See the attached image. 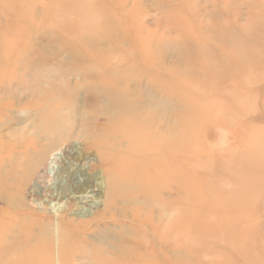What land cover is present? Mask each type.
<instances>
[{
	"label": "rangeland",
	"instance_id": "1",
	"mask_svg": "<svg viewBox=\"0 0 264 264\" xmlns=\"http://www.w3.org/2000/svg\"><path fill=\"white\" fill-rule=\"evenodd\" d=\"M263 1L0 0V209L12 229L0 246L17 249L9 264H264V206L236 228L212 214L178 222L183 179L209 184L222 156L237 161L264 142ZM76 22L86 38L73 48L65 29ZM205 46L208 80L219 79L221 51L229 70L236 61L255 82L206 92L210 106L194 116L179 78ZM237 49L256 56L233 60ZM214 94L234 102L222 113L229 126L211 120Z\"/></svg>",
	"mask_w": 264,
	"mask_h": 264
},
{
	"label": "bare ground",
	"instance_id": "2",
	"mask_svg": "<svg viewBox=\"0 0 264 264\" xmlns=\"http://www.w3.org/2000/svg\"><path fill=\"white\" fill-rule=\"evenodd\" d=\"M264 3V1H263ZM72 28L65 29L67 30V33L70 37V41H68V45L74 47H77V43H83L85 41L86 34L80 27L77 25V22L72 25ZM77 44V45H76ZM198 47H201V44L198 45ZM143 48L145 50L142 51V53L146 54L148 53V49L145 45H143ZM82 49V53L84 52L83 46L80 48ZM204 51V55L200 54V57L197 59L191 58V62L195 65L193 73H186L185 77L179 78V86L183 87L186 92V95H181V101L185 103V106L187 107V110L192 112L194 116H199L202 113V110L204 107H209L211 100L209 99L206 92L216 91L221 85L227 84L230 79H232V82H236V85H241L248 82H255L252 80H246L245 76L247 75V72L249 70V67H244L237 64L236 61H233L234 67L228 69L227 63L221 60L222 53L221 51H218V62L221 66V74L219 76V79L216 81H210L206 77L210 73H214V63H213V56L212 54L209 56L207 53L206 46L202 48ZM230 49V48H229ZM257 49V48H256ZM202 51V50H200ZM262 51L264 52V48H262ZM255 52H257L255 50ZM255 52H251L249 50L244 49H237L235 52L231 53V57L233 60H236L237 58H254L256 56ZM87 53L86 60L87 61H93L96 59L97 55L93 53ZM205 56V57H203ZM209 56V57H208ZM253 56V57H252ZM207 57V58H206ZM231 60V59H230ZM146 65H148V61H143ZM252 64V63H251ZM241 69V71H240ZM168 75H171L168 73ZM188 93H191L189 96ZM216 93V92H215ZM196 96V97H194ZM217 96L214 94V108L210 111L211 114V120H213L215 123L224 124L225 126H229L233 122V118L230 117L228 119L227 116H224L222 113L224 111L230 110V108L233 107L234 102L229 103H221L217 100ZM192 115V114H190ZM193 116V117H194ZM191 117V123L193 124H199L201 121H198ZM190 123V122H189ZM187 124V123H186ZM215 130L217 131V128L215 127ZM218 132H221L220 134H226V130L228 129H221L218 128ZM225 130V131H224ZM230 130V129H229ZM236 130V129H235ZM234 130L236 134H231L233 137L231 138L232 141L237 142L239 139V135ZM230 133V132H229ZM228 133V134H229ZM232 133V132H231ZM230 140V139H229ZM146 141V140H145ZM223 142L221 144L226 145L228 150L234 152L233 146L229 145L230 142L225 137ZM264 142L261 144V146H257V149L253 152H241L239 155V159L237 161H233L229 158H227L226 155L222 156L220 163L217 164L215 167H213L212 175L210 178L211 183H220L221 189H210L209 185L211 183L203 184L202 182V175H199L197 178V182L201 181L199 183L200 185H196V181L194 182L193 179H191V182H189L186 179H183L184 181V189L186 190V195L188 196V203L185 205V207L182 208V211L180 213L179 218V224L180 226L187 227L186 225L188 222H190L191 215L193 216L195 213L199 216H205V215H215L217 221H221V223H225L223 221L229 220L231 218L234 222L235 228L236 225L240 222H249L252 220L253 216L256 214V208L257 206L261 205L264 206ZM190 183V186H189ZM226 187H224V186ZM189 187V188H188ZM193 191H192V190ZM245 190L246 192L242 194H237L236 196L229 197L236 191L239 193L240 191ZM210 199L209 202H204L205 200ZM254 200L256 202H252L251 200ZM251 202L253 204H251ZM258 204V205H255ZM256 207V208H254ZM228 208L235 209L234 212L225 213L224 210ZM5 209H0V239L3 241L6 240L9 237V234L11 233L12 229L10 225L3 224L2 218H4V215L6 213ZM227 215V216H226ZM235 228L232 232L233 237H236L238 232ZM230 234V233H229ZM230 236V235H229ZM1 243V242H0ZM239 243V249H241L244 253V251H248L246 246L242 244V241H238ZM4 247V248H3ZM3 248L4 252H1L0 254V264H9L8 260L6 259V254H8L10 251L15 250L14 246H5L1 245L0 249ZM17 251V249L15 250ZM14 251V252H15Z\"/></svg>",
	"mask_w": 264,
	"mask_h": 264
}]
</instances>
